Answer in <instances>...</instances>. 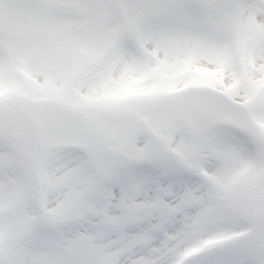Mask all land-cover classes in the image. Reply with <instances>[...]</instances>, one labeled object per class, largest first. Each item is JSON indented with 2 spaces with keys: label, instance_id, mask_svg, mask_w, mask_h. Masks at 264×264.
<instances>
[{
  "label": "snow or ice",
  "instance_id": "obj_1",
  "mask_svg": "<svg viewBox=\"0 0 264 264\" xmlns=\"http://www.w3.org/2000/svg\"><path fill=\"white\" fill-rule=\"evenodd\" d=\"M0 264H264V0H0Z\"/></svg>",
  "mask_w": 264,
  "mask_h": 264
}]
</instances>
